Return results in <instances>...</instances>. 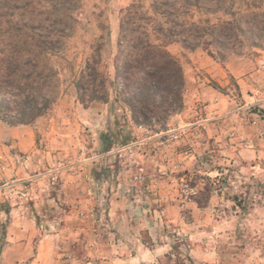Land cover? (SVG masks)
<instances>
[{"label": "rangeland", "instance_id": "rangeland-1", "mask_svg": "<svg viewBox=\"0 0 264 264\" xmlns=\"http://www.w3.org/2000/svg\"><path fill=\"white\" fill-rule=\"evenodd\" d=\"M137 2L151 12L153 0H83L77 30L68 42L66 55L80 72L92 46L98 38H103L102 69L110 75L108 102L84 106L78 98L75 74L65 70L63 93L53 111L33 126L18 127L34 133L36 164L43 169L44 164L39 161H46L47 168L51 161L49 169H60L53 173L50 192L56 198L63 187L64 211L72 206L67 194L78 202L84 194L92 208L99 182L108 189L110 182L117 181L122 186L121 192L150 197L155 185L147 181L151 175L156 176L155 161L159 159L166 167L164 174L159 173L165 179L164 191L174 195L181 209L184 211L192 203L186 207L180 204V186L187 180L199 187L193 202L198 199L201 206H211L214 216L205 217L203 222L207 224L196 227L194 239L200 245L197 258L177 248L175 257L165 264H264V44L261 48H245L239 55H228L223 61L212 58L202 48L189 51L180 44L170 45L168 50L179 61L185 75L184 107L166 121L163 129L138 127L124 104L116 102L112 86L121 19L130 5ZM240 5L245 9L243 0ZM220 111L223 112L219 114ZM180 115H184L186 125L180 124ZM211 115L210 124L225 130L222 140L204 136L205 125H191L196 118ZM8 127L11 126L0 121L3 155L5 146L13 144L2 136L3 129ZM169 128H174L177 138L166 133ZM249 148L258 150L260 156L250 160L249 155L254 154L248 152ZM8 149L7 157L0 156V211L6 208L11 212L14 194L11 169L24 157H19L17 148ZM171 155L175 163L170 160ZM143 167L145 171L141 170ZM61 173L68 179L63 185L58 177ZM209 177L220 180L218 195L213 193ZM5 184L9 185L5 188L8 200L3 202L1 191ZM10 218L0 213V260L9 249L8 230L3 232L6 227L2 225ZM89 218L84 219L85 223L92 222ZM181 233V238L186 235L183 230ZM93 258L89 255L76 259L84 262ZM68 260L74 259L68 257Z\"/></svg>", "mask_w": 264, "mask_h": 264}, {"label": "trees", "instance_id": "trees-1", "mask_svg": "<svg viewBox=\"0 0 264 264\" xmlns=\"http://www.w3.org/2000/svg\"><path fill=\"white\" fill-rule=\"evenodd\" d=\"M153 0L121 19L112 86L133 123L152 129L184 107L185 75L168 47L180 44L224 60L264 44V0ZM83 0H0V121L33 126L53 111L62 95V72L74 75L79 101L107 103L103 38L80 72L68 59ZM241 6V7H240ZM215 18L216 21L213 20ZM108 141V140H107Z\"/></svg>", "mask_w": 264, "mask_h": 264}, {"label": "crops", "instance_id": "crops-1", "mask_svg": "<svg viewBox=\"0 0 264 264\" xmlns=\"http://www.w3.org/2000/svg\"><path fill=\"white\" fill-rule=\"evenodd\" d=\"M211 107L221 108L214 104ZM178 118L180 124L186 125L184 115ZM211 120L212 115L196 118L191 125H205L204 136L222 140L225 130L210 124ZM172 131H175L174 128H169L166 133ZM2 134L4 140H12L13 144L5 146L4 155L0 153V156L7 157L8 148L15 147L19 157L24 158L19 159V165L11 169L14 174L12 210L9 212L5 208L0 211L7 217L11 216L10 221L2 225L6 227L3 232L9 231L6 234L10 244L0 264H165L175 257L177 248L185 249L189 257L197 258L200 245H196L194 239L196 227L205 226L207 223L203 221L207 217L214 218L211 213L213 208L201 206L197 199L183 211L174 195L164 191L165 179L159 173L164 174L166 167L161 160L155 161L156 176L151 175L147 181L155 185L150 197L121 192L122 186L117 181L110 182L108 189L99 182L92 198V208L84 194L80 195L79 202L73 200V195L67 194L72 206L64 211L61 206L66 196L63 187L56 198L50 192L53 173L60 172V169H49L51 161L48 168L46 161H39L44 164L43 169L36 164L34 133L26 127H8L3 129ZM248 152L254 154L252 157L249 155L250 160L260 156L258 150L250 151L249 148ZM170 160L175 163L174 155ZM141 170L145 171V168ZM149 171L147 169L146 173ZM64 176L62 173L58 176L62 185L68 181ZM7 186L2 187L3 202L8 200ZM73 203H77L76 206ZM224 213L227 215L228 212ZM84 214L91 217V223H85ZM182 230L186 235L181 238ZM89 255L94 258L84 262L76 259ZM68 257L74 260L70 261ZM183 257L186 258L185 255Z\"/></svg>", "mask_w": 264, "mask_h": 264}, {"label": "built area", "instance_id": "built-area-1", "mask_svg": "<svg viewBox=\"0 0 264 264\" xmlns=\"http://www.w3.org/2000/svg\"><path fill=\"white\" fill-rule=\"evenodd\" d=\"M172 138H177L178 135L172 131L169 132ZM208 183L210 187L213 189V193L218 195L220 192L221 182L217 177H209ZM180 204L182 207H186L189 203L193 202L194 197L199 194V187L198 185H194L187 180H183L180 186Z\"/></svg>", "mask_w": 264, "mask_h": 264}]
</instances>
